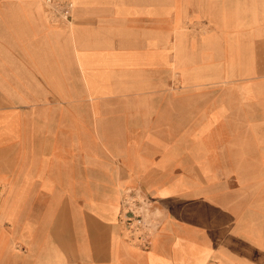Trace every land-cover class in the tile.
Masks as SVG:
<instances>
[{"label":"crops","instance_id":"obj_1","mask_svg":"<svg viewBox=\"0 0 264 264\" xmlns=\"http://www.w3.org/2000/svg\"><path fill=\"white\" fill-rule=\"evenodd\" d=\"M73 2L0 0V264H264V29L203 36L208 84L188 0Z\"/></svg>","mask_w":264,"mask_h":264},{"label":"rangeland","instance_id":"obj_2","mask_svg":"<svg viewBox=\"0 0 264 264\" xmlns=\"http://www.w3.org/2000/svg\"><path fill=\"white\" fill-rule=\"evenodd\" d=\"M47 6L46 0H41ZM59 1V0H55ZM166 2V0H164ZM189 6L186 10H183L182 21L180 23V31L187 33L189 35L195 36V51L190 54V56L186 57L190 66L193 70L191 77L194 78L198 76L200 82L206 83H217L218 80L211 79L210 75L203 76L202 71H199L202 67L203 56L201 55L202 42L201 39L203 36L210 37L213 41L211 42V47L214 48L218 45V27L221 20L224 19H238L235 23L239 24L236 30L241 33H245L250 29H264V0H206V4L204 5L203 0H188ZM74 5V2L72 0ZM52 8V6H49ZM255 18L256 27L247 26V24H251L247 22ZM230 23V22H228ZM254 24V25H255ZM230 28L228 27L227 30ZM256 48L252 50L251 53L246 54L247 56L239 55L240 59H238V64L245 66L246 64L253 66H264V50H261L259 46L260 43H252ZM210 61L211 63H218V54L211 51L210 53ZM250 59V60H249ZM249 61V62H246ZM252 63V64H251ZM252 77L260 78L263 75H255ZM182 75L178 76L176 74L174 76L175 83H183ZM204 78L205 80H202Z\"/></svg>","mask_w":264,"mask_h":264},{"label":"built area","instance_id":"obj_3","mask_svg":"<svg viewBox=\"0 0 264 264\" xmlns=\"http://www.w3.org/2000/svg\"><path fill=\"white\" fill-rule=\"evenodd\" d=\"M46 3L50 7L51 11L61 18L65 22H70L72 17L73 3L70 0H46ZM131 205L129 201L125 202V209L122 213L121 223L123 225V230L126 232L127 236L131 238L136 244L145 246L149 244V236L151 234V229L153 225L147 222L144 214L141 210L130 208Z\"/></svg>","mask_w":264,"mask_h":264}]
</instances>
